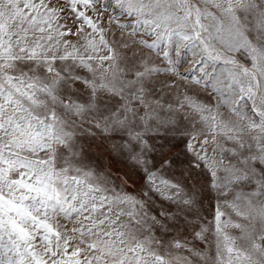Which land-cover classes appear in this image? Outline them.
I'll return each instance as SVG.
<instances>
[{
	"label": "snow or ice",
	"instance_id": "obj_1",
	"mask_svg": "<svg viewBox=\"0 0 264 264\" xmlns=\"http://www.w3.org/2000/svg\"><path fill=\"white\" fill-rule=\"evenodd\" d=\"M0 264H264V0H0Z\"/></svg>",
	"mask_w": 264,
	"mask_h": 264
},
{
	"label": "rangeland",
	"instance_id": "obj_2",
	"mask_svg": "<svg viewBox=\"0 0 264 264\" xmlns=\"http://www.w3.org/2000/svg\"><path fill=\"white\" fill-rule=\"evenodd\" d=\"M92 155L94 159H96L100 163H103L106 166H111L113 172H116V170L119 169L120 171L116 174L123 175L125 166L119 161H111L107 152L103 148L100 149L93 148Z\"/></svg>",
	"mask_w": 264,
	"mask_h": 264
}]
</instances>
